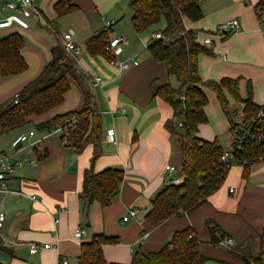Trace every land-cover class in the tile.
Here are the masks:
<instances>
[{"label":"crops","instance_id":"obj_1","mask_svg":"<svg viewBox=\"0 0 264 264\" xmlns=\"http://www.w3.org/2000/svg\"><path fill=\"white\" fill-rule=\"evenodd\" d=\"M8 1L0 0V20L13 12L4 7ZM58 1L35 0L36 12L28 19V28L16 24L0 28V38L16 31L23 35L22 54L28 63L20 74L3 77L0 73V105L41 73L52 59V48L58 42L63 44L65 33L71 32L80 48L77 58L69 53L76 59L77 71L70 75L71 88L65 97L74 91L75 105L63 110L60 105L44 114L32 115L27 124L0 134V159L5 157L13 166L5 180L10 190L0 194V212L6 214L0 226V263L59 264L67 258L68 264H79L83 243L103 234L115 238L103 246L106 261L130 264L137 251L160 250L176 231L188 227L195 231L200 251L206 257L204 264H244L246 253L258 255L264 229V161L254 163L248 177L244 176V166L234 163L220 188L194 212L178 213L157 225L148 222L146 216L158 194L169 184L184 181L178 175L183 166V126L178 125L175 132L168 129L166 123L174 119V109L154 96L158 86L173 84L172 78H176L169 74L166 63L154 59L149 51L158 27L136 31L130 0H70L76 9L61 16L55 9ZM261 1L203 0V17H185L184 24L187 30L198 31L201 41L204 33L238 19L237 30L228 29L224 36L207 45L213 54L200 56V74L204 80L240 78L241 95L246 97L251 86L254 101L262 106L264 22L256 10ZM164 26L163 21L161 27ZM103 30L109 32L108 43L115 37L122 38L123 49L115 54V61L101 53L92 54L86 47V40ZM176 36L172 35V40ZM120 61H127L129 67L121 68ZM94 75L101 77L100 83ZM202 89L209 99L208 122L199 126L198 135L209 141L217 139L223 146L220 137L230 134L229 118L216 93L207 87ZM227 95L234 117L243 118V104L230 93ZM84 104L102 117L103 140L95 170L115 168L123 172L120 191L106 207L80 197L95 145L90 143L82 152H76L62 142V135L36 129L37 123ZM109 127L117 130L116 143L106 139ZM30 130H36V136L20 148L13 147V140ZM223 148L233 150L232 142ZM44 154L45 158H40ZM19 160H24L22 165L17 163ZM167 164L175 167L173 174L166 169ZM130 209H136V215L123 221ZM212 227L217 228V237L225 230L235 244L216 242ZM79 228L84 232L77 238ZM144 233H148L146 237ZM32 243L42 246L38 252H31ZM45 243L53 246L44 248Z\"/></svg>","mask_w":264,"mask_h":264},{"label":"trees","instance_id":"obj_2","mask_svg":"<svg viewBox=\"0 0 264 264\" xmlns=\"http://www.w3.org/2000/svg\"><path fill=\"white\" fill-rule=\"evenodd\" d=\"M203 0H130L129 7L136 31L156 28L155 32L177 35L174 40L154 39L148 48L154 59L166 63L169 74L179 82L175 87L168 82L157 87L154 96L168 102L174 109V119L167 121L169 130L176 131L178 122H183L180 138L183 166L178 175L184 177L183 183L169 184L153 201V207L146 219L157 225L178 213H192L214 194L224 183L230 170L222 161L225 152L217 139L213 141L199 137V126L208 122L206 107L209 99L202 87L212 89L230 121L234 163L244 166V176L248 177L254 163L264 161V119L251 130L247 129L258 117L262 106L253 99L251 86L246 97L241 95L240 78H223L220 81L204 80L199 70L202 54H213V50L195 37L194 30H187L184 18L199 20L203 17L200 3ZM262 3V2H261ZM264 9V5L262 7ZM57 14L64 15L76 9L70 0H60L55 4ZM165 26L161 27L162 22ZM184 32V33H183ZM109 40L107 30L100 31L86 40V47L92 54H104L110 61L116 55L106 49ZM25 40L21 33L12 32L0 38V73L3 77L24 72L28 63L22 54ZM77 71V62L61 42L52 48V59L41 73L28 82L12 99L0 105V134L28 123L32 115H41L59 107L71 88L70 75ZM227 93L235 101L243 104V120L237 121L231 109ZM184 96V98L182 97ZM16 101H18L16 103ZM70 110L36 124L38 131L51 130L58 124H66L77 119L79 125L70 131L68 147L76 152L93 143L95 152L91 165L84 172L80 197L89 203L99 201L106 207L119 193L123 172L107 168L97 172L94 162L100 154L103 140V125L100 114L86 106ZM47 154L40 158H45ZM213 238L219 242L228 233L212 227ZM115 241L114 237L96 235L83 243L79 264H118L108 263L104 257L103 246ZM237 246V245H236ZM238 247V246H237ZM206 257L200 251L195 231L185 228L176 231L172 239L160 250L152 252L137 251L130 264H204ZM3 264V263H0ZM244 264H264V229L260 239L258 255L246 253Z\"/></svg>","mask_w":264,"mask_h":264},{"label":"built area","instance_id":"obj_3","mask_svg":"<svg viewBox=\"0 0 264 264\" xmlns=\"http://www.w3.org/2000/svg\"><path fill=\"white\" fill-rule=\"evenodd\" d=\"M35 0H10L5 3L4 7L10 8L13 12L9 14L4 19L0 20V28L11 26L13 24H16L22 28H28L29 18L36 12V7L34 5ZM262 2V3H261ZM258 5L256 6V10L258 15L260 16L261 22H264V9L262 8L264 5V0H262ZM239 28V21L238 19H232L229 21H226L220 25V27L214 31V32H208L204 33V37L201 40L202 44L211 45L213 44L217 38L222 37L225 35V32L228 31V29L237 30ZM184 33V32H183ZM195 37L199 35L198 31H194ZM154 39H163L164 41H171L172 37L170 35H165L162 32H154L153 34ZM122 42V38L115 37L112 40L109 41V43L106 46L107 50H112L115 54H119L122 51V46L120 45ZM63 45L66 49V51L70 54H72L75 58L78 57L80 53V48L72 39V33L68 32L64 34V42ZM121 68H128L129 63L127 61H120L118 62ZM137 63V61H135ZM94 79L97 83L101 82V77L99 75H94ZM184 98V96H182ZM18 101H16L17 103ZM264 119V105H262L261 111L258 115V117L254 120V123L247 129L248 135H250L251 130L258 126L262 120ZM79 125V122L77 119L72 120L69 123L66 124H58L56 127L51 129V133H59L62 135V142L64 144H68V135L70 131H72L74 128H76ZM179 126H183V122H178ZM37 131L36 130H30L20 133L14 140H13V147L20 148L23 143L29 141L32 137L36 136ZM106 139L108 142L116 143L117 142V130L115 127H109L106 130ZM39 141V139L35 140L32 143H36ZM234 154L233 150L225 151L222 156V161L225 163L226 166L231 167L234 162L233 161ZM26 160V159H24ZM24 160H19L17 163L19 165H22ZM12 165L7 163L6 158L2 157L0 159V194L5 193L10 190L6 180V173L12 169ZM166 169L169 171L170 174H173L175 172V167L173 165L167 164ZM137 213L136 209H130L129 213L126 214L123 217V221H127L131 216H135ZM6 218L5 212H0V226L3 224L4 220ZM84 232L83 228L77 229L75 236L77 238L81 237ZM148 233H144L143 237H146ZM219 243H226L228 245L235 244V239L229 235H225ZM53 245L51 243H45L43 245L44 248H50ZM42 246L37 243H32L30 250L32 253H36L39 251V249ZM69 260L67 258H63L59 264H68Z\"/></svg>","mask_w":264,"mask_h":264},{"label":"rangeland","instance_id":"obj_4","mask_svg":"<svg viewBox=\"0 0 264 264\" xmlns=\"http://www.w3.org/2000/svg\"><path fill=\"white\" fill-rule=\"evenodd\" d=\"M172 82H173V84L175 85V86H177V83H178V81L176 80V78H172ZM87 93H88V95L89 96H91V94H92V92H91V90L90 89H88L87 90ZM76 94V93H75ZM74 94V91H72L68 96H67V98L64 100V102L61 104V107L59 108V109H64V108H68V107H70L71 105H75V103H76V100H77V98L75 97H73V95H75ZM59 109H57V110H59ZM235 119L237 120V121H241L243 118H242V116L241 115H237L236 117H235ZM179 132H181V131H179ZM54 135H60L59 133H54ZM221 141H222V143H223V146L225 147V148H228V147H230V144H231V140H232V137H231V133L229 134V133H225V134H223V135H221Z\"/></svg>","mask_w":264,"mask_h":264}]
</instances>
